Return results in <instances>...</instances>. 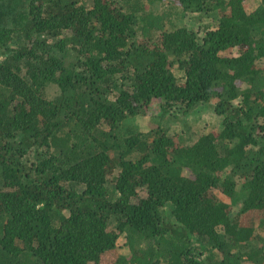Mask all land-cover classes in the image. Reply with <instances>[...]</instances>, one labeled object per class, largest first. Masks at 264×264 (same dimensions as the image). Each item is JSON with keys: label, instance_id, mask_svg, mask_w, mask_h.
Returning a JSON list of instances; mask_svg holds the SVG:
<instances>
[{"label": "trees", "instance_id": "obj_1", "mask_svg": "<svg viewBox=\"0 0 264 264\" xmlns=\"http://www.w3.org/2000/svg\"><path fill=\"white\" fill-rule=\"evenodd\" d=\"M245 2L0 0V264H264V0ZM203 104L218 134L163 126Z\"/></svg>", "mask_w": 264, "mask_h": 264}, {"label": "rangeland", "instance_id": "obj_2", "mask_svg": "<svg viewBox=\"0 0 264 264\" xmlns=\"http://www.w3.org/2000/svg\"><path fill=\"white\" fill-rule=\"evenodd\" d=\"M245 4L247 9H252L256 4V0H246ZM215 21L216 18L214 14L207 12H194L186 13V17L181 21V23L194 28L198 27L203 29L206 25L215 28ZM233 52L238 53V50L234 49ZM257 64L259 66H264V59H258ZM174 70L177 77L180 80H183V72L177 67H175ZM158 112H160L159 107L158 105H155L150 114L137 116L133 119V121H135L144 131L149 130L152 127V124L156 122L155 120L156 117H158ZM162 124L170 129L169 133L179 134L184 144L192 143L201 133L214 132L218 134L223 127L222 116L216 114L213 108L208 104L199 105V107L189 114L181 113V111L176 109L165 117ZM214 191L220 199L228 203L231 202V200L221 191L220 188H215ZM240 205L241 203H237L236 206H233L234 214L238 212ZM248 222L255 227V245L264 248V229L259 227L258 219L255 216L250 215ZM124 242L125 236L122 235L119 238L120 251L122 253H128V249L124 245ZM113 262L114 258L106 257L100 264H113Z\"/></svg>", "mask_w": 264, "mask_h": 264}]
</instances>
